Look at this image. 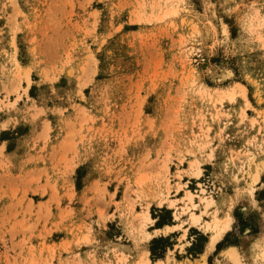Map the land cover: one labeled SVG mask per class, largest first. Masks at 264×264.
<instances>
[{
    "label": "rangeland",
    "instance_id": "obj_1",
    "mask_svg": "<svg viewBox=\"0 0 264 264\" xmlns=\"http://www.w3.org/2000/svg\"><path fill=\"white\" fill-rule=\"evenodd\" d=\"M263 177L264 0H0V264H264Z\"/></svg>",
    "mask_w": 264,
    "mask_h": 264
},
{
    "label": "bare ground",
    "instance_id": "obj_2",
    "mask_svg": "<svg viewBox=\"0 0 264 264\" xmlns=\"http://www.w3.org/2000/svg\"><path fill=\"white\" fill-rule=\"evenodd\" d=\"M237 85H239V83H237ZM188 164H189V167L191 169H194L198 163L196 164V160L192 158V160ZM259 171L260 170L255 171V173H254L255 179L259 176V173H260ZM195 175L199 176V168L195 170ZM185 192H187L186 193L187 200L192 202L193 192L190 190H187ZM200 199L202 202H204L205 206L214 202L212 198L207 197V196H201ZM170 204L172 205L173 202H170ZM196 205H197V203H193L194 207ZM188 218H189L190 222H197L199 220L200 216H199V214H195L191 210L188 213ZM230 220H231V216L229 214H226L223 217H218L215 213H213L211 216V219L209 221H206L205 223H203V228H210L212 230L211 235H210L209 240H208L207 245H206V249L207 248L208 249L213 248L215 242L222 236L224 231L228 228ZM263 235H264V233L259 238L261 240L259 241V239H257L254 242V245H258L259 243H260L259 246L263 245L259 252H260V254H262L264 256V236ZM259 252H258V254H259ZM226 253L229 254V257L232 260L237 261L238 264H246V263H242L238 260V254H237L235 247H232L231 249L227 250ZM202 256H204V255H202ZM201 258H203V257H201ZM142 264H152V263L147 258H144L142 260ZM155 264H162V261L157 260L155 262ZM201 264H205V263H201Z\"/></svg>",
    "mask_w": 264,
    "mask_h": 264
},
{
    "label": "crops",
    "instance_id": "obj_3",
    "mask_svg": "<svg viewBox=\"0 0 264 264\" xmlns=\"http://www.w3.org/2000/svg\"><path fill=\"white\" fill-rule=\"evenodd\" d=\"M193 203H196V202L193 201ZM202 203H203V205L199 207V211H197V210L196 211H193L192 210L195 214H199V216H200V218H199V220L197 222H190L189 218L187 220V217H188V214L187 213L186 214L184 213V214H180L179 215V218H183V217L186 216V219H185L186 221L184 222V224H188V226L186 227L187 229H189V228H196V229L202 231L203 233H205V235H206V238L207 239H206V243L204 245V249H202V251L200 253H198V254H203L205 252V247L207 245V242H208L209 237H210L211 232H212V230L210 228H203V223H205L206 221H209L211 219L210 214L212 213V206H213L211 204H213V203L208 204L207 206H205L204 202H202ZM197 206H198V204H197ZM169 209L171 211L172 220H176L175 213H176L177 210L175 211L173 209V207H170ZM187 210H188V213L191 211V209H187ZM187 210L183 208V211H187ZM228 214L231 216V220L229 221V226L224 231V233L222 234V236L215 242L213 248H210V251L212 253L216 249V243H218L219 241H221L226 233H233V228L235 227L234 226V224H235L234 221L235 220L233 219V217H232V215L230 213H228ZM144 215H147L150 220L152 219L150 217L148 211H146V214H144ZM176 225H177L176 222H174V223L171 222V223L163 224L161 226H154L153 225L154 227H152L149 231H147V232L151 233V236L148 234V237L157 236V235H167L169 232H173L176 229L175 228ZM237 246H238L237 243H227V244H224L222 247H220L216 251V254H219L221 252H226L227 250L231 249L232 247H235V249H236ZM146 253H147V255L149 254L148 249L146 250ZM207 255H209V254H207ZM151 263H153V262H151Z\"/></svg>",
    "mask_w": 264,
    "mask_h": 264
},
{
    "label": "trees",
    "instance_id": "obj_4",
    "mask_svg": "<svg viewBox=\"0 0 264 264\" xmlns=\"http://www.w3.org/2000/svg\"><path fill=\"white\" fill-rule=\"evenodd\" d=\"M264 179V177H263ZM171 211H168V217H166V219H161L158 218L154 224V226H161L163 224H167V223H171ZM241 229V228H240ZM231 235H233V233H226L223 237V239L221 241H219L218 243H216V249L214 252H216L220 247H222L224 244L227 243H236V238H234L233 240L229 239V237ZM202 237L203 242H206V235H200ZM169 236L167 237H158V238H152L149 244V251H150V256L152 258H158L160 257L163 252L165 251V248L167 246H169V243H167ZM196 245L195 242H191L190 247L188 248V251L190 250H194V252L200 253L203 249V244L200 245L198 248H194V246Z\"/></svg>",
    "mask_w": 264,
    "mask_h": 264
}]
</instances>
